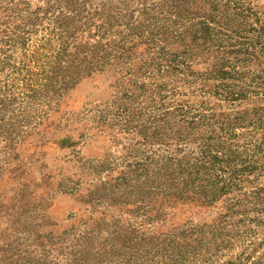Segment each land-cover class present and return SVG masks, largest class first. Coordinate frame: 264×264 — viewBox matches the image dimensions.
I'll list each match as a JSON object with an SVG mask.
<instances>
[{"label": "rangeland", "instance_id": "obj_1", "mask_svg": "<svg viewBox=\"0 0 264 264\" xmlns=\"http://www.w3.org/2000/svg\"><path fill=\"white\" fill-rule=\"evenodd\" d=\"M0 264H264V0H0Z\"/></svg>", "mask_w": 264, "mask_h": 264}]
</instances>
